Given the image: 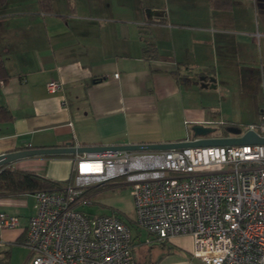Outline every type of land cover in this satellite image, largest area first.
Returning <instances> with one entry per match:
<instances>
[{
  "label": "crops",
  "instance_id": "obj_1",
  "mask_svg": "<svg viewBox=\"0 0 264 264\" xmlns=\"http://www.w3.org/2000/svg\"><path fill=\"white\" fill-rule=\"evenodd\" d=\"M51 1L52 12L40 10L36 0H7L0 10V106L6 108L0 154L67 143L185 140L194 123L211 126L213 109L195 99L197 87L217 86V52L240 46L260 56L264 38L247 11L237 13V0L227 8L175 0L172 10L129 7V0ZM149 45L169 58L149 59L143 52ZM253 59L246 63L258 75L245 76L250 85L260 83L263 69L261 59ZM50 79L62 81V88L49 93ZM12 166L58 181L72 168L70 155L22 158ZM34 211L31 192L0 196V212L18 217L15 227L0 228V264H28L22 240ZM132 237L134 264H203L191 254L187 234L146 242L148 234L135 230Z\"/></svg>",
  "mask_w": 264,
  "mask_h": 264
},
{
  "label": "built area",
  "instance_id": "obj_2",
  "mask_svg": "<svg viewBox=\"0 0 264 264\" xmlns=\"http://www.w3.org/2000/svg\"><path fill=\"white\" fill-rule=\"evenodd\" d=\"M62 85L45 84L49 93ZM241 129L264 136V104ZM71 164L61 187L33 193L28 264H134L125 220L83 210L89 190L110 181L129 185L134 224L158 241L187 234L203 264H264V143L74 153ZM16 225L0 212V228Z\"/></svg>",
  "mask_w": 264,
  "mask_h": 264
},
{
  "label": "rangeland",
  "instance_id": "obj_3",
  "mask_svg": "<svg viewBox=\"0 0 264 264\" xmlns=\"http://www.w3.org/2000/svg\"><path fill=\"white\" fill-rule=\"evenodd\" d=\"M60 1V0H56ZM175 0H129L128 5L142 4L150 8L151 5H159L164 7L167 5L170 10L172 5L177 3ZM239 2V3H238ZM183 3V2H182ZM237 13L244 14L246 11L251 16L255 27V33L264 28V0H237ZM259 25V26H258ZM242 25H239L241 27ZM183 31V30H182ZM184 32V31H183ZM187 32V31H185ZM216 50V49H215ZM247 51V48L231 46L228 49H220L215 56V64L212 69L217 73V86L215 88H206L201 90L197 87L196 102L205 101L210 108L213 109L211 118L207 121L217 131L216 135H226L222 130V124L225 122L232 125L245 128L248 124L258 120L259 110L263 106L264 95V38H261V52L251 56L252 53ZM249 54H248V53ZM261 59L263 65L260 83L255 85L248 84L245 76L258 75V72L248 68V59ZM258 71V69H257ZM91 203L84 206L83 210L88 213L100 214L114 211L119 217L131 220L134 224L131 214L132 197L129 185L116 184V181H110L107 185L93 189L90 197ZM131 216V217H130ZM135 225L131 226L132 235L135 232ZM143 237L147 233L142 230ZM151 234H148L146 242H151L154 239ZM156 240V239H155ZM133 246V254L135 250Z\"/></svg>",
  "mask_w": 264,
  "mask_h": 264
},
{
  "label": "water",
  "instance_id": "obj_4",
  "mask_svg": "<svg viewBox=\"0 0 264 264\" xmlns=\"http://www.w3.org/2000/svg\"><path fill=\"white\" fill-rule=\"evenodd\" d=\"M214 81V78H210ZM217 129L212 126L194 123L190 127V137L175 142L154 143H129V144H99V145H72L64 146L23 148L0 154V167L12 165L13 162L22 158L33 156H50L74 153H100L115 150H167L188 146H211V145H243L264 143V136H260L254 130H247L242 134V129L236 125L225 127L226 135H216Z\"/></svg>",
  "mask_w": 264,
  "mask_h": 264
},
{
  "label": "trees",
  "instance_id": "obj_5",
  "mask_svg": "<svg viewBox=\"0 0 264 264\" xmlns=\"http://www.w3.org/2000/svg\"><path fill=\"white\" fill-rule=\"evenodd\" d=\"M7 0H0V10L4 7L5 3ZM38 7L40 10L44 12H52L53 7H52V1L51 0H36ZM212 4L213 7H222V8H227L229 3V0H209ZM144 54L146 57L149 59L155 58V59H161V60H167L169 57L163 56L159 54L154 46H145L143 49ZM3 69V66L0 62V72ZM6 111L5 107L0 106V115L4 114ZM222 130L223 132L225 131V127L228 125H232L229 123L222 122ZM63 155H70L72 156L73 154H63ZM54 156V155H50ZM60 156V155H59ZM64 183V181H58V180H53L48 177H45L36 171L33 170H27V169H20L13 167L12 165H6L3 167H0V196H7V195H15V194H20V193H27L31 192L34 193L36 190L39 189H58L61 187V185ZM96 188H91L88 193V197H91V193L93 189ZM130 219V218H129ZM129 219H123L125 222L130 226L135 225L131 223V220ZM135 230L139 231V229L135 225ZM148 234V233H147ZM156 238V237H155ZM134 246V239L132 237L131 240V248Z\"/></svg>",
  "mask_w": 264,
  "mask_h": 264
},
{
  "label": "bare ground",
  "instance_id": "obj_6",
  "mask_svg": "<svg viewBox=\"0 0 264 264\" xmlns=\"http://www.w3.org/2000/svg\"><path fill=\"white\" fill-rule=\"evenodd\" d=\"M2 17V16H1Z\"/></svg>",
  "mask_w": 264,
  "mask_h": 264
}]
</instances>
